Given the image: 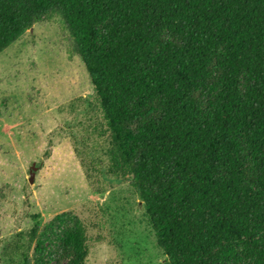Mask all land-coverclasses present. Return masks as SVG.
<instances>
[{"label":"trees","instance_id":"1","mask_svg":"<svg viewBox=\"0 0 264 264\" xmlns=\"http://www.w3.org/2000/svg\"><path fill=\"white\" fill-rule=\"evenodd\" d=\"M42 22L67 32L93 88L73 148L89 187L129 182L166 264H264V0H0V53ZM63 244L85 264L82 224Z\"/></svg>","mask_w":264,"mask_h":264},{"label":"rangeland","instance_id":"2","mask_svg":"<svg viewBox=\"0 0 264 264\" xmlns=\"http://www.w3.org/2000/svg\"><path fill=\"white\" fill-rule=\"evenodd\" d=\"M78 99L72 114L69 105ZM96 115L88 75L59 24L37 23L0 53V264L18 241L29 245L31 264H68L64 235L77 224L88 239L85 264H166L130 183L97 194L85 179L83 156L73 148L81 153L76 141ZM35 224L37 236L28 244Z\"/></svg>","mask_w":264,"mask_h":264},{"label":"water","instance_id":"3","mask_svg":"<svg viewBox=\"0 0 264 264\" xmlns=\"http://www.w3.org/2000/svg\"><path fill=\"white\" fill-rule=\"evenodd\" d=\"M34 163H32L31 167H30V170H29V183H33V179H34V171L36 170V168L34 167Z\"/></svg>","mask_w":264,"mask_h":264}]
</instances>
